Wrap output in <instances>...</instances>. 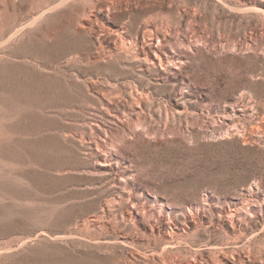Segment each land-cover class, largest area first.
I'll list each match as a JSON object with an SVG mask.
<instances>
[{"label": "rangeland", "instance_id": "obj_1", "mask_svg": "<svg viewBox=\"0 0 264 264\" xmlns=\"http://www.w3.org/2000/svg\"><path fill=\"white\" fill-rule=\"evenodd\" d=\"M0 264H264V0H0Z\"/></svg>", "mask_w": 264, "mask_h": 264}]
</instances>
